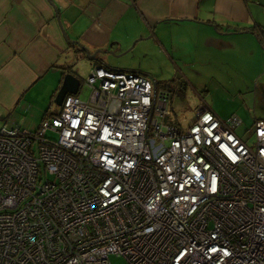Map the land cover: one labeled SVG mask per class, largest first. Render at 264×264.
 Returning <instances> with one entry per match:
<instances>
[{"label": "built area", "instance_id": "1", "mask_svg": "<svg viewBox=\"0 0 264 264\" xmlns=\"http://www.w3.org/2000/svg\"><path fill=\"white\" fill-rule=\"evenodd\" d=\"M83 85L35 130L0 126V264H264V120L248 143L204 101L164 123L171 93L140 73Z\"/></svg>", "mask_w": 264, "mask_h": 264}, {"label": "crops", "instance_id": "2", "mask_svg": "<svg viewBox=\"0 0 264 264\" xmlns=\"http://www.w3.org/2000/svg\"><path fill=\"white\" fill-rule=\"evenodd\" d=\"M82 46L96 59H87ZM134 48L150 51V61L165 62L175 77L181 66L221 60L264 94V0H0L1 122L36 129L45 114L58 111L41 113L40 106L66 73L79 79L80 92L79 64L149 78L140 65L113 60ZM201 68L191 73L201 77ZM154 82L172 97L173 86ZM31 110L39 116L28 118ZM256 119L264 120V111Z\"/></svg>", "mask_w": 264, "mask_h": 264}, {"label": "rangeland", "instance_id": "3", "mask_svg": "<svg viewBox=\"0 0 264 264\" xmlns=\"http://www.w3.org/2000/svg\"><path fill=\"white\" fill-rule=\"evenodd\" d=\"M113 60L122 62L126 66L134 63L140 65L143 69L142 71L148 75L151 81H158L160 85H171L174 87L175 91L169 104L171 116L165 117L164 123L178 124L182 128L188 127L195 120V109L200 102L204 101L222 117L229 115L240 117L242 122L236 127L235 132L246 142H252L253 118L256 115L258 117L259 113L264 111V94L259 89V83L249 82V80L243 82V78L236 72L237 67L227 66L221 60L212 59L213 61L211 60V62L205 64L203 68L197 63L194 67L181 66L183 74L175 77L173 70L165 62L161 60L150 61V51L148 50L134 48L117 58H113ZM83 62L85 63L86 61L83 60ZM79 66L80 77L85 78L88 69L83 64H79ZM199 68L202 71L201 77L191 73ZM184 75L187 77H184ZM211 76H215L212 81L209 80ZM203 78H205L204 81H202ZM254 85L256 87V95L253 94ZM88 91V88L81 83L80 92L77 96L85 99ZM54 98L55 96L43 99V106H40L41 113H45L48 110H57ZM33 115L39 116L37 112L34 113L32 110L27 113V117L30 119H34ZM2 124L4 123L0 122V126ZM5 125L7 128L15 127L9 123ZM47 135L51 136L50 133H47ZM108 260L111 264H127L124 257L114 254L109 255Z\"/></svg>", "mask_w": 264, "mask_h": 264}, {"label": "water", "instance_id": "4", "mask_svg": "<svg viewBox=\"0 0 264 264\" xmlns=\"http://www.w3.org/2000/svg\"><path fill=\"white\" fill-rule=\"evenodd\" d=\"M57 20H58V24L64 34V31L61 27V24H60V21H59V18L57 17ZM77 43V42H75ZM81 49L84 51V53L86 54V57L87 59L89 60H95L96 59V56L95 54L96 53H93V54H90L88 49L85 48V47H81ZM79 84H80V81L78 78H76L73 74L71 73H66L63 78H62V82H61V85L55 95V98H54V103L57 105V106H60L64 97L67 95V94H77V91H78V88H79Z\"/></svg>", "mask_w": 264, "mask_h": 264}]
</instances>
